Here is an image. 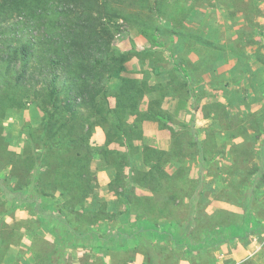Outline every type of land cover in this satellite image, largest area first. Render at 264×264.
I'll return each mask as SVG.
<instances>
[{"label":"rangeland","instance_id":"1","mask_svg":"<svg viewBox=\"0 0 264 264\" xmlns=\"http://www.w3.org/2000/svg\"><path fill=\"white\" fill-rule=\"evenodd\" d=\"M91 2L94 10L115 13L120 30L112 38V46L127 55L121 76L145 80L153 88L140 100V111L146 110L151 100L162 98L165 119L160 123L145 120L143 139L136 143L165 150L170 157L164 166L167 171L183 167L192 182L182 186L179 200L165 202L172 222L166 224V218L160 217L157 226L139 223L135 212L120 206L107 187L116 168L96 155L92 167L100 187L86 201V208L96 211L104 206L107 215L123 214L88 226L87 237H76L83 245L66 241L61 224L57 229L61 228L62 234L54 233L50 218L42 217L38 207L59 215V202L41 197L37 207L33 186L26 185L20 161L40 147L45 112L37 90L43 89L42 78L36 74L37 80L7 84L21 68L22 57L14 49L25 42L39 47L36 40L45 28L31 19L28 10L19 12L5 6L0 10V230L10 236L11 243L0 245V264H147L144 247L129 251L131 248L119 247L121 241L115 240L120 232H134L141 224L145 226L141 236L164 248L160 264H264V63L257 59V55L264 56V0ZM53 4L56 6V1ZM156 29L160 45L153 42ZM119 84V79L108 82L111 106H115ZM8 95L14 99L5 101ZM105 139L104 129L95 126L91 143L102 146ZM199 141L207 160L200 157ZM109 147L114 152L125 151L117 143ZM132 162L144 170L151 165L141 154L134 155ZM128 171V167L120 171L125 179ZM199 174L201 183L194 188ZM171 186L179 188L175 180ZM134 187L138 194L163 201V195ZM195 192L199 199L193 224L184 195ZM244 203L255 218V230L235 229L248 216ZM224 222L231 223L228 227L233 237L215 244V236L224 235V226H220ZM159 226L174 233L175 239L159 236L155 232ZM206 232L214 237L197 243ZM122 244L133 247L135 238H123ZM200 246L204 249L197 250Z\"/></svg>","mask_w":264,"mask_h":264},{"label":"trees","instance_id":"2","mask_svg":"<svg viewBox=\"0 0 264 264\" xmlns=\"http://www.w3.org/2000/svg\"><path fill=\"white\" fill-rule=\"evenodd\" d=\"M53 1H56V6ZM91 1L93 0H0V10L5 6L19 12L28 10L31 19L40 21L41 29L45 28L39 40H36L39 47H31L30 43L25 42L20 48L14 49L22 57L21 68L15 77L7 80V84L16 86L24 83L27 78L37 80L36 74L42 78L43 89L37 90V97L41 99L45 112L42 134L39 137L40 147L33 154H29L30 157L20 160L21 166L27 176L26 185L33 186L37 207L38 204L41 205V197H49L59 202L56 209L59 215L47 214L42 211L44 208L41 205L38 207L41 216L50 218L54 233L62 234L61 228H57L59 224L63 225L65 240L69 243L76 241L77 245H83L84 242H78L76 237L85 238L90 234L89 228L86 229L88 226L101 219L109 220L117 214H123L118 212L107 215L104 206L96 211L86 208V201L100 187L92 167L96 155L103 163L110 165L109 167L116 168V173L107 187L115 193L120 206L125 205L135 212L134 217L139 223H152L157 226L160 225V217L166 218V224L172 222L174 219L170 218L171 211L165 208V202L179 200L182 186L186 182H192L189 176L185 177L183 167L175 168L173 173L167 171L165 167L169 164L170 157L167 158L169 155L165 150L136 143L143 139L142 123L145 120H157L160 123L165 119V111L161 107L162 98L151 100L147 109L140 111V100L153 91V88L145 80H124L121 76L125 70L127 55L112 46V38L120 30L114 20L115 13L94 10L95 4ZM154 34L153 42L160 45L157 29ZM257 59L264 63L263 55H257ZM112 79L120 80L114 94L115 106H111L108 99L111 91L108 82ZM13 99L9 97L5 101ZM95 126H101L106 136L104 145L98 147L91 143ZM192 134L196 136L194 131ZM112 143L123 146L125 151H112L109 147ZM198 144L200 157L207 160L202 142L199 141ZM262 147L264 148V144ZM24 152L25 155L29 153L28 150ZM137 154L142 155L145 163L151 164L147 169L134 165L132 158ZM125 167L129 168L127 179L120 173ZM201 175L199 174L194 188L201 183ZM261 178L264 179L263 173ZM18 180L20 182V177ZM173 180L179 188L174 189L171 186ZM134 185L149 190L151 194L163 195V201H156L151 195L136 193ZM19 186L23 187V184L20 183ZM184 196L192 210L190 223L194 224L199 197L196 192ZM242 207L244 212L247 210L248 216L235 229L244 232L257 229L248 205L244 203ZM230 224H220L225 231L223 236H215V244L233 237L228 227ZM136 228L134 232H120L115 236L116 241H121L119 247L131 248L129 251L144 247L147 250V264H160L164 257L163 246L141 236L144 234V225H136ZM155 229L159 236L175 239L174 233L165 231L163 226ZM186 233L185 231L182 240ZM206 233L197 243L214 237L213 233ZM123 238H135L136 244L133 247L123 246ZM9 239L10 236L7 237L0 230V245H9ZM199 249L204 247L200 246L197 250ZM132 260L130 257L129 262Z\"/></svg>","mask_w":264,"mask_h":264}]
</instances>
